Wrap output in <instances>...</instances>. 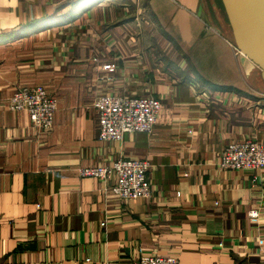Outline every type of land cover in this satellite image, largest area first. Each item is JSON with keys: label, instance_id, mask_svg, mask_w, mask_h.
Segmentation results:
<instances>
[{"label": "crops", "instance_id": "obj_1", "mask_svg": "<svg viewBox=\"0 0 264 264\" xmlns=\"http://www.w3.org/2000/svg\"><path fill=\"white\" fill-rule=\"evenodd\" d=\"M145 2L162 6L192 81L145 54L129 27L148 21L108 16L114 3ZM97 6L103 16H90ZM229 38L202 0H0V264H134L142 250L181 264H264V167L218 165L232 141H264V82L245 75ZM36 85L58 100L48 131L8 107ZM102 93L161 98L153 132L100 140ZM123 157L151 162L150 197L124 201L114 181L80 173Z\"/></svg>", "mask_w": 264, "mask_h": 264}, {"label": "built area", "instance_id": "obj_2", "mask_svg": "<svg viewBox=\"0 0 264 264\" xmlns=\"http://www.w3.org/2000/svg\"><path fill=\"white\" fill-rule=\"evenodd\" d=\"M236 52L240 54L237 47ZM102 68L110 73L108 78L113 80L117 64L105 63ZM94 106L98 111L99 138L102 141H122L126 133H152L163 109L161 98L154 95L118 93L100 94ZM8 107L27 112L38 131H48L54 123L58 100L51 97L44 86H22L10 97ZM218 165L230 170H257L264 167V141L253 138L232 141L222 151ZM150 169L151 162L147 159L123 157L110 164L83 167L80 173L82 176L114 181L111 185L112 193L125 201L153 194ZM251 214L254 216L257 213L252 211ZM134 264L181 262L177 255H161L142 250L141 257Z\"/></svg>", "mask_w": 264, "mask_h": 264}, {"label": "rangeland", "instance_id": "obj_3", "mask_svg": "<svg viewBox=\"0 0 264 264\" xmlns=\"http://www.w3.org/2000/svg\"><path fill=\"white\" fill-rule=\"evenodd\" d=\"M213 1L214 0H208V2L212 5ZM113 5L114 6L112 10L107 9L108 16L110 17L113 16L116 19L124 17H138L144 21H148L141 26L132 25V27L129 28H131L134 34L140 33V35L143 37L139 45L143 48V51L146 55L154 58L155 64H158L166 71H170L171 73L173 72L175 77H182L184 80H191V78L195 77L193 73V77L192 74H190L193 72V67L189 63L185 54L181 51V48L178 46V44L172 39L171 34L167 31L166 26L161 24L162 19H164L161 5H157L158 8H153L151 4L145 2L144 5H139L138 7L129 4L126 9H123V6L115 5V3ZM103 7L104 6H97L95 10H90L89 15H94L93 17L97 18L102 17L105 12ZM224 27L226 34L231 37L229 38L230 41L233 45H235V40L233 39L232 31L228 23L226 25L224 24ZM113 76L115 75L113 74ZM111 85L115 87L113 84ZM127 94L130 93L127 92Z\"/></svg>", "mask_w": 264, "mask_h": 264}, {"label": "water", "instance_id": "obj_4", "mask_svg": "<svg viewBox=\"0 0 264 264\" xmlns=\"http://www.w3.org/2000/svg\"><path fill=\"white\" fill-rule=\"evenodd\" d=\"M206 5L205 0H202ZM233 39L240 50L239 59L245 75L250 78L254 72L264 81V0H222ZM215 13L218 5L213 1ZM207 7V6H206ZM212 25L222 34L223 30Z\"/></svg>", "mask_w": 264, "mask_h": 264}, {"label": "trees", "instance_id": "obj_5", "mask_svg": "<svg viewBox=\"0 0 264 264\" xmlns=\"http://www.w3.org/2000/svg\"><path fill=\"white\" fill-rule=\"evenodd\" d=\"M215 1L218 5V14L215 13V10H214L212 4L211 3L208 4L211 7V10H210L211 18L214 20V24H216L218 27H220L223 30V32L226 34L224 24L226 25L228 23V25H229L228 18H227L222 0H215ZM219 9H220V13H219ZM229 27H230V25H229ZM230 29H231V27H230ZM258 79L260 81L264 82L260 76H258Z\"/></svg>", "mask_w": 264, "mask_h": 264}, {"label": "flooded vegetation", "instance_id": "obj_6", "mask_svg": "<svg viewBox=\"0 0 264 264\" xmlns=\"http://www.w3.org/2000/svg\"><path fill=\"white\" fill-rule=\"evenodd\" d=\"M206 1H205V3H206L207 8H209V10H211V7L208 5L209 4L208 0H206ZM219 13H220V9H219Z\"/></svg>", "mask_w": 264, "mask_h": 264}]
</instances>
